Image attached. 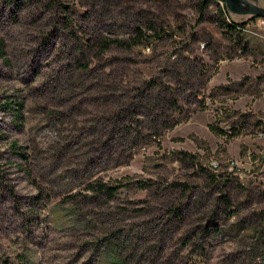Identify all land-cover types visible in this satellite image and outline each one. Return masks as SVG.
<instances>
[{"label":"rangeland","instance_id":"1","mask_svg":"<svg viewBox=\"0 0 264 264\" xmlns=\"http://www.w3.org/2000/svg\"><path fill=\"white\" fill-rule=\"evenodd\" d=\"M221 9L0 0V264H264V20Z\"/></svg>","mask_w":264,"mask_h":264},{"label":"water","instance_id":"2","mask_svg":"<svg viewBox=\"0 0 264 264\" xmlns=\"http://www.w3.org/2000/svg\"><path fill=\"white\" fill-rule=\"evenodd\" d=\"M223 4L227 16L246 18L249 19H262L264 20V7L257 3V0H218ZM235 24H241L242 22H236L230 19Z\"/></svg>","mask_w":264,"mask_h":264},{"label":"trees","instance_id":"3","mask_svg":"<svg viewBox=\"0 0 264 264\" xmlns=\"http://www.w3.org/2000/svg\"><path fill=\"white\" fill-rule=\"evenodd\" d=\"M50 1H54V0H50ZM208 6V0H199V9L202 11L203 9H206V7ZM221 14L224 17V20L221 21V25L222 27H225V29L229 32H233L236 29H240L243 27V24H235L233 22H231L230 20H227V14L226 11L224 9V6L222 4V9H221ZM135 36L137 37H142L143 34L142 32H140L139 29H135ZM109 43H114L117 46H121V47H126L127 45H125L124 42H120L117 40H113V41H109ZM108 44L105 45V47H107ZM3 57V47H2V42L0 41V58Z\"/></svg>","mask_w":264,"mask_h":264}]
</instances>
